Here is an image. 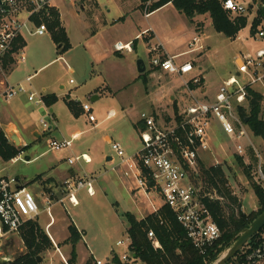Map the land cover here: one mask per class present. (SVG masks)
I'll return each instance as SVG.
<instances>
[{
  "label": "rangeland",
  "instance_id": "obj_1",
  "mask_svg": "<svg viewBox=\"0 0 264 264\" xmlns=\"http://www.w3.org/2000/svg\"><path fill=\"white\" fill-rule=\"evenodd\" d=\"M219 1L222 2V0ZM236 1L241 2L242 0ZM243 1L249 6H254V8L248 10L246 13L244 18H247V25L236 34L233 38L235 40H230L223 34L216 32L211 24L207 25L208 23H212L209 13L205 14L206 17L204 15L203 17L196 15L194 17L195 21H203V23L198 24L202 27L201 31L204 30L203 27H205V24L207 26L205 29L207 52L201 54L200 56L202 57H198L197 54H187L175 60L176 63L195 61L194 64L197 66L195 73L198 74V71L200 72L199 67L202 68L207 92L213 98L229 72L236 74L235 65L240 57L239 62H241L243 55L251 54L255 56L258 50L264 49V39L256 40L253 38L254 33L252 31L253 21L258 15V11L264 8V0ZM71 5L73 4L67 2L64 6V11H66L64 20L72 38L71 44L73 48L68 51L67 55L62 56L63 59L52 62L41 70L38 75L33 77L31 84L37 92H40L39 89L43 88L44 85H51L52 90L56 91L57 94L64 95L66 100H74L81 102V105H89L97 121L90 122L88 116L84 114L74 117L63 102H59L55 107V113L58 117L57 121L50 112L49 106H37L33 103L25 104L22 101L24 95L16 98L14 101H18L22 105V111L18 114L28 115L32 121L30 129L26 131L21 130V135L26 143L25 146L30 145V147L20 155V159L17 162L4 164L0 159V175H5L1 176L0 180L5 178H19V181L25 184L27 181H32L38 175L43 174L49 164L60 159H64L67 162L71 150L76 152V154L73 153L74 156L81 155L82 153L90 155L94 160L93 165H85L82 163L81 166L88 173L89 171H96L99 185V187L95 185L97 195L89 198L86 194L83 195L80 193L78 195L80 201L78 207L73 208L68 204L64 206L59 205L56 211L60 210V208L65 210L66 207L67 212H64V217L67 219V223L71 224L75 222L82 227L85 232L86 243L90 246L88 249L93 252L95 260L103 263H112L114 260L112 250L120 259L124 254L128 256L131 254L128 249L129 238L126 231L128 223L124 218L125 214L135 211L138 216L146 217L152 213V208L146 196L142 193L139 194L138 200H135L126 188H124L123 183L117 178V174L115 175L110 171L111 164L106 159L108 156H112L113 153L105 138L107 137L114 142L120 143L127 153H132L140 149L139 132L135 128L140 114L149 108V101L156 98L161 100V95L164 93L162 87L169 88L172 83L178 86L180 81L177 79L174 81L172 77L165 75L150 76L148 87L145 88L143 79H137L139 78L138 62L143 61L145 68L149 71L151 69L152 58L150 56L149 44L145 39H135L137 31L139 32L148 28V24L141 10L137 11L134 17L127 20L122 26L116 25L106 28L110 29V34L115 35V38L118 35L122 37L123 42L131 40L132 45L135 44V51L131 54L123 52L125 58H119L115 55V51L110 48L106 37L102 34L105 29H101L96 35H93L89 43L85 42L84 32L89 30L86 26L88 23L81 24L75 13H71L70 16L67 15L72 7ZM77 8L79 9L78 13L86 17L80 4H77ZM183 17L172 10V8H166L149 20L150 25L158 35L159 41L169 54L189 50L192 34L186 31L189 22ZM229 19L236 24L239 17L229 14ZM57 20L58 16L56 15V18L54 17L49 21L51 36L59 29V27H54L55 21ZM248 22H252L250 26ZM51 36L31 37L26 35L27 46L24 49V54L27 59V66L25 68L30 70V75L35 74L40 67L48 64L50 61L61 57ZM240 36L241 39H237ZM156 43L157 40L152 41V47ZM89 45H91V48ZM94 52L105 57L107 55L104 64L101 66V69H103L102 67L106 68L104 77L99 78V76L92 75V66L95 60L92 59L91 55ZM69 67L77 70V74H70L68 71ZM99 68L96 66V69L99 70ZM23 70L21 69L19 72H23ZM106 75L108 76L107 82L110 83L111 81L115 87L119 84H124L125 86L127 81H131V85L114 95L103 94L100 100L93 102L92 97L95 95V92L92 91L90 95L83 93L92 90L94 86H101L102 82L107 80ZM26 78L21 79L19 82L10 81V83L17 85L23 83ZM71 80L74 84L70 83ZM60 85L65 86L64 91L59 90ZM146 90L148 92L156 90L155 93L157 94H148ZM255 90L259 92L264 91V83L263 85L258 84L255 86ZM77 92L82 94L79 96L80 99H76L75 94ZM13 105L14 103H12ZM173 108V103L167 98L162 107V111L172 112ZM13 110L15 111V107ZM112 110L115 113L114 116L107 119ZM263 117L264 113H262L260 118L262 119ZM42 120L47 123V129L43 127ZM214 125L217 127L212 131L215 152L203 158L206 167L209 168L215 165L212 163L218 160L220 162L219 166L223 168L231 189L243 202L242 211L244 210L247 214L256 210L258 211V198L254 192V185L260 186L258 183L260 181L257 168L258 161L255 157H248L247 159L243 157L242 163L245 166L251 167L249 171L250 176H248L244 172V168L240 166V162L236 159L233 152L234 150L231 144L232 138L222 133L217 123ZM2 130L4 131L3 128ZM75 131L80 132V138L73 143L72 149L60 152L51 150L50 142L53 139L61 140L64 138L70 140L71 135ZM34 132H38L40 137L37 138ZM251 140L254 146L263 153L262 168L264 172V140L254 136L251 137ZM10 141L15 145L13 139ZM242 142L245 145L247 144L246 141ZM15 146L17 147V145ZM246 148L251 150L249 145ZM27 157L34 161L26 163ZM70 167L80 168V163ZM44 178L45 176L41 175L34 182L42 183V181L44 182ZM151 198L154 199V197ZM37 201L40 208L43 209L42 202L39 199ZM159 205H162L161 201H159ZM40 221L44 226L49 221L46 213H42ZM119 241H125V246H118L117 243ZM88 249L85 245L78 247V264H84L89 256ZM227 250L218 253L216 256L217 260L210 261L208 264H215ZM242 251L243 254L248 251L247 245ZM26 252L27 250L20 237V233L9 234L0 238V261L10 263L15 258L23 256ZM239 254L237 258L232 259L228 264H238L241 260ZM68 256L69 259L70 255ZM40 257L43 259L46 258L44 264H61V258L57 253L54 254L52 260L49 258V251H45ZM128 264L145 263L135 260Z\"/></svg>",
  "mask_w": 264,
  "mask_h": 264
},
{
  "label": "built area",
  "instance_id": "obj_2",
  "mask_svg": "<svg viewBox=\"0 0 264 264\" xmlns=\"http://www.w3.org/2000/svg\"><path fill=\"white\" fill-rule=\"evenodd\" d=\"M160 1L143 2L145 17H149L154 5ZM222 6L233 16H245L250 9L246 3L236 0H223ZM54 8L55 0H0V99L10 102L25 95L30 103L37 106L46 105L43 93L35 91L31 84L32 76L27 77L23 83L12 85L8 74L15 63H26L22 46L26 35L34 37L49 33L47 20L51 18ZM254 38L264 39V29L258 31ZM190 47V52L204 49L198 36L193 39ZM115 49L118 52H132V43H117ZM153 52L158 54L151 59V67L179 78L187 101L179 113L169 121L146 113L141 115V148L138 151L127 153L120 143L111 142L113 156L110 171L121 172L128 177L132 182L131 193L136 195V199L140 193L146 196L152 208L151 214L162 219V208L165 206L171 209L193 246L205 255L222 235L211 210L205 204V199L217 198L216 191L205 189L202 182L197 183L203 156L213 151L212 131L217 128L215 123L226 136L236 141L237 156L245 157L248 150L246 146L251 147L258 161V183L264 189L263 156L252 143L251 137L254 134L240 112V108L246 107L250 97L248 89H254L256 85L264 83V49L257 51L255 56H242L237 67L240 77L234 75L225 81L213 100L197 95L202 89L203 78L200 75H192L195 67L191 62L176 63V57L168 56L162 44L153 49ZM262 97L264 104V91ZM82 109L90 122L97 121L89 105L84 104ZM41 123L47 129V123L44 120ZM77 138L74 135L70 140L53 139L50 148L56 152L70 150ZM81 162L89 164L92 161L86 154L68 159L70 165ZM94 183L95 179L89 176L64 181L63 197L59 198L56 204L78 207L80 192L86 191L90 197L96 195ZM159 201L162 205H159ZM52 207L53 203L49 200L42 210L35 195L21 186L16 179L0 180V238L18 234L25 223L36 220L43 212L52 217ZM148 237L156 248L160 247L153 231L148 233ZM128 240L130 246L131 240ZM125 243L119 241L117 245L125 246ZM135 260L132 253L130 256L124 254L120 259L125 264ZM263 262L264 239L256 248L243 254V259L238 264ZM95 264L115 263L114 260L112 263L95 260Z\"/></svg>",
  "mask_w": 264,
  "mask_h": 264
},
{
  "label": "crops",
  "instance_id": "obj_3",
  "mask_svg": "<svg viewBox=\"0 0 264 264\" xmlns=\"http://www.w3.org/2000/svg\"><path fill=\"white\" fill-rule=\"evenodd\" d=\"M67 2H70L71 4H73V5H71L72 7H71L69 13H67V15L70 16L71 13L72 14L75 13L77 18H79L81 24H87L88 23V25H86V26L89 28V30L87 29L88 31L84 32L85 42L89 43L92 40L93 35H96L101 29H105V31H103L102 34L106 37L110 48H112L115 51V55H117L119 58H125V56H124L123 52H118L115 49V45L117 43L128 44V43H131L132 41L129 40L128 42H123L122 41V37H119L118 35H116L117 37L115 38V35H113L112 33L110 34V32H111L110 29H106V28H108L109 26H116V25L122 26L123 24H125L127 22V20H130L131 18H133L134 15L137 13V11L141 10L142 13H143V16L146 19V22L148 24V28L147 29H143L142 31H139V32L137 31L135 39L136 40L142 39V38L145 39V41L149 44L150 56H152V58H153L156 54H158L157 52H153V49L157 48L161 44V42L159 41L158 35L155 33L153 27L150 25L149 20H150V18L155 16L157 13H159L160 11H163L166 8H172V10H174L176 13H178L181 16H184L183 18L184 19L186 18L188 20V22H189L188 24L189 25L186 28V31L190 32L192 34V39H191V41L189 43V50L188 51H184V52H181V53L169 54V53H167L166 49L164 48V52L168 56L176 57L177 59L182 57V56H184V55H187V54H197L198 57H202L200 55L207 52V47L205 45V29L207 27L206 24L204 23L205 24V27H203L204 30L201 31L202 27H200L201 25H198V24L203 23V21H195V19L193 21H190L185 16V14L181 13L180 11H178L175 8V6L173 5L172 2H170L169 4L159 8L157 10H155L154 12L150 13L149 17H145V12H143V2H144V0H55V10H56V12L59 15L61 27L65 30V32L67 34V37L69 39V43H70V49L69 50H71L73 48V46L71 44L72 38L70 36L69 30L67 29L66 23H65V20H64L65 19V15H66V11H64V6L66 5ZM241 2L242 3H246L243 0ZM77 4H80L82 10L85 12V16L86 17H83L81 14L78 13L79 9L77 8ZM249 7H250L249 10H252L254 8V6H253V8H251L252 5H250ZM201 16L203 17V15H201ZM251 23L252 22H248V25L250 26ZM210 24L212 25V23H208L207 25H210ZM260 30H262V28H260ZM46 35H50L51 36L50 31ZM44 36H38V37H44ZM197 36L201 39V44L203 45L204 49L203 50H199L197 52H190L191 51L190 44L192 43L193 39L195 37H197ZM254 36L255 35H253V38H254ZM51 38H52V36H51ZM228 39H230V38H228ZM237 39L240 40L241 36L239 38H237ZM156 40H157V43L155 44L154 47H152V44H151L152 41H156ZM230 40H235V39H230ZM54 44H55V42H54ZM26 46H27V41L25 40V47ZM25 47H24V49H25ZM89 47L91 48V45H89ZM135 48H136L135 44H133L132 45V52L135 51ZM56 49H57V45H56ZM260 50H262V49H260ZM57 51H58V49H57ZM68 51H66L64 54H62L61 57L56 58V59L50 61L48 64L40 67L36 71V73L33 74V75H30L31 74L30 70L28 68H25L27 66V59H26V63L25 64H22V63H19V62L15 63L14 66L12 67L11 71L8 74L9 82L10 81L11 82H19L21 79H23L25 77H31V76L35 77L36 75H38V73L41 70H43L50 63L58 61L59 59H63L62 56L63 55H67ZM132 52H127V53L131 54ZM91 56H92V59L95 60V62H93V66H92V75L99 76V78H101L102 76L104 77V74H105L104 71H106V68L102 67L103 69H101V66L104 64V61L106 60L107 55L105 57V56H103L101 54L99 55V54L94 52L93 55H91ZM176 58H175V60H176ZM240 58L238 59L236 65H235L236 66L235 67L236 74H232L231 72H229V74L223 80L222 84L225 81H227L230 77H232L234 75L240 77L239 73L237 72V67H238ZM190 62L195 67V70L192 73V75H200L203 78V80H202V82H203L202 83V89L198 91L197 95H199V97H201L203 99L213 100L214 98L210 97L208 92H207L206 82H205V78L203 76L202 68L199 67L200 72L198 71V74H196L195 71L197 69L196 68L197 66L194 64L195 61H190ZM184 63H186V62H184ZM184 63H179V64H184ZM21 66H23V67H21ZM96 66H97V68H99V66H100L99 70L96 69ZM141 68H145V66L142 65ZM21 69H24L23 72L22 71L19 72ZM68 71H69L70 74H77V70H75L72 67H69ZM161 75L172 77L174 79V81H176L175 79H177L178 81H180V84L178 86H175L172 83V85L169 86V88L162 87V89L164 90L163 91L164 93L161 95V100H159V98H156V99H154L152 101H149V108L146 110L147 112L144 111L143 113L150 114V115H153V116H155V117H157L159 119H164L166 121H169L170 118L174 117L175 115H177L179 113V111L184 107V105H185V103L187 101V96L185 95V92L183 91V88H182V81L179 78H177V77L170 76V75L165 74V73H163L161 71L155 70L152 67H151V69L149 71H147L146 68H145L144 72H140L139 71V78H137V79L138 80L139 79H143L144 86H145V88H147L150 76L153 77V76H161ZM144 77L148 78V81L145 82L144 81ZM107 81H108V76H107V80H104V82H102L101 86H97V87L94 86L93 87L94 90L92 89V90L85 91L83 94H89L90 95L92 93V91L95 92V95L92 97L93 102H94V101L100 100L101 99V95H103V94L104 95H106V94L114 95V94H117L118 92H120L122 90H125L126 88L130 87V85H131L130 84L131 81L130 82L127 81L125 86H124V84H122V85L119 84L117 87H115L112 84L111 81H110V83H108ZM70 83L74 84L72 82V80L70 81ZM174 84H175V82H174ZM39 90H40V93H43L44 100H45V97H49V96H55L56 97L57 100H56L55 103H53L50 107H48L47 105L45 106V107L50 108V112L52 113V115L55 118V120L58 121V117H57V115L55 113V107H56V105L59 102H63L67 106L68 110L71 112V114L74 117H78L79 115L84 114L83 109H82L83 105H81V102H77V101H74V100H69L71 102H74V103L78 104V106L80 108V113H79V115L76 116L75 113H73L69 109V107L67 105L68 100H66L65 96L57 94L56 91L52 90L51 85H44L43 88H40ZM59 90L60 91H64L65 90V86L60 85L59 86ZM218 90H217V92H218ZM254 90H255V87H254ZM155 91L156 90L148 92L146 90V92L148 94H150V93L157 94V93H155ZM260 93L262 94L263 91H260ZM80 95H82V94L77 92L75 94L76 99H80V97H79ZM26 97L27 96L24 95L22 101L25 104H32V103L28 102V99ZM167 98H168V100L171 103H173L174 108L172 109V112L171 111H162V107H163V105H164V103H165ZM14 100H12L10 102H6L3 99H0V126L4 129V131L7 134V137L9 138V140L12 139L11 135L14 134V133L19 137V139L21 141V146L19 148H26L20 154V155H22L30 147V145L25 146L26 143H25V141H24V139H23V137L21 135V132L30 129L32 121H31V118L28 115H24V114L20 115V114H18V113H21V111H22V109H21L22 105L18 101H14ZM12 103H14L13 106L15 107V111L17 113L13 110L14 107L12 106ZM143 113L140 114L139 120L135 124V128L138 129V132H139V127L142 126L141 115ZM114 114L115 113L112 110L111 114H109L107 119H109V117H113ZM34 135L37 138L40 137V134L38 132H34ZM74 135H76V137H78L77 139L80 138V132L75 131L71 135L70 139ZM253 136L256 137L255 135H253ZM63 139H61V140H63ZM105 139H106L107 143L109 144V146H110L111 142H114V141L110 140L107 137ZM219 141H220V139H219ZM235 142L236 141L232 138L231 144L233 146L234 154H235ZM213 143H214V141L212 142L213 151L211 153L205 154L203 156V158L207 157L208 154L209 155L210 154H214L215 149L213 147ZM138 150H136V151H138ZM136 151H134V152H136ZM249 151H251V152H249ZM134 152H132V153H134ZM73 153L76 154L75 151L73 152L71 150L69 158L74 156ZM82 154H86V153H82ZM261 154L263 156L262 152H261ZM20 155L17 158H15V159H13V160H11L9 162H4V164L17 162V160L20 159ZM86 155L91 158L90 155H88V154H86ZM112 156H108L107 159H106V161L108 163H110V164H111ZM235 156L237 157L236 154H235ZM245 157H246L245 159H247L248 157H255L256 158V156H255L254 152L252 151V149L251 150H247V154H246ZM68 159H67V162L64 159H60V160H57L56 162H54L52 164H49L47 170L45 172H43V174H41V175L45 176L44 182L42 181V183H39V182L35 183L34 182V180H36V178H38L41 175H38L32 181H27V183H25V184H22L21 183L22 181L20 182L19 178H16V181H18V183L21 186H23V187L27 188L29 191H31L35 195V197L38 198L42 202V208H43L42 210H44V208L46 207L47 201L50 200L53 203V207L51 209L52 217H50L46 212H43V213H46L48 218H49V221L45 224V226L40 221L42 214L37 219L39 221V224H40L41 228L45 231V233L47 234V236L49 237V239H50V241H51V243L53 245L47 250V251H49V258H51V260H52V257H54V254L57 253V254H59V256L61 258V264H68V262L70 261L72 252L74 250L73 244L70 241V232H69V227L70 226H74L77 229V231H78V233L80 235V239H79L78 243L75 246L76 253H77L78 247L80 245L87 246V249L90 248V246L86 243L85 232L82 229V227L80 225L76 224L75 222H73L71 224L67 223V219H65V217H64V215H65L64 212H67V210H64V209L60 208V210L56 211V208L59 207V204H56V202H57V200L59 198L63 197V194H64L63 183H64V181H66L68 179H75V178L77 179V178L89 176V177H92V178L95 179L94 188H95L96 195H97V191H96V186L95 185H97L99 187L96 171H89V173H88L81 166L82 163L85 164V165H91L92 166L93 163H94L93 158H91L92 162L89 163V164L81 162L80 163V168L70 167V166H73V165H70L68 163ZM32 161H34V160H31L30 158L27 157L25 162L26 163H30ZM202 162L205 164L204 159H203ZM212 164L220 165V162L217 160V161L213 162ZM113 174H115V175L117 174L116 176L123 183L124 188H126V190L129 192V194L133 198H135L136 195H133L131 193L130 186H131L132 182L128 179V177L126 178L124 176V174L121 173V172L113 173ZM1 176H5V175L1 174L0 177ZM124 177H125V179H124ZM80 193H82L83 195L86 194L89 198H92V197H90L87 194L86 191H82ZM95 196H93V197H95ZM138 196H139V194H138ZM135 200H138V199L135 198ZM242 204H243V202H242ZM73 208H75V207H73ZM258 209H259V206H258ZM243 212H245V211L243 210ZM128 213L133 214L139 221L145 219L149 215H152V214H149L146 217H140V216L137 215V213L135 211L128 212ZM245 213H247V212H245ZM124 218H125V216H124ZM127 230H128V228H127ZM68 255H70L69 259H68V257H69ZM112 255H116L113 250H112ZM116 257H117L118 261L121 264H123L120 261V258L117 255H116ZM45 259L42 258L41 264H44ZM91 260L93 261V264H95L94 254H93L92 251L89 250V256L86 259V261L84 262V264H87L88 261H91ZM114 263L116 264L117 262L114 261ZM76 264H78V253H77Z\"/></svg>",
  "mask_w": 264,
  "mask_h": 264
},
{
  "label": "trees",
  "instance_id": "obj_4",
  "mask_svg": "<svg viewBox=\"0 0 264 264\" xmlns=\"http://www.w3.org/2000/svg\"><path fill=\"white\" fill-rule=\"evenodd\" d=\"M170 2L173 3L178 11L185 14L190 21H193L196 15L209 13L216 32L230 39H233L247 25L245 16H238L239 19L236 24L229 19V13L222 6L223 0L222 2L219 0H164L155 4L150 13ZM56 15L58 20L55 21L54 27H59V29L53 33L52 39L57 45L59 55H62L70 49V43L65 30L61 27L59 15L55 8L52 10V16L47 20V24L48 28H50L49 21L54 17L56 18ZM260 28L264 29V8L258 11V15L253 21L252 31L254 35ZM22 46L25 47V43ZM144 81L146 82L147 78L144 77ZM248 91L250 97L246 107L240 108V112L253 134L264 139V117L260 118L262 113H264L263 97L259 91L250 88ZM56 100L55 96L45 97V103L49 107ZM67 105L76 116L79 115L80 108L78 104L68 101ZM25 149L17 148L11 143L0 126V159L3 162H9L17 158ZM236 159L240 162V166L244 168V172L250 176L251 167L245 166L242 163V158L237 156ZM200 165V178L197 183L202 182L205 189L215 190L217 194L215 199H205V204L211 210L214 221L221 230V238L213 247L209 248L205 255H202L193 246L187 236V232L177 221L174 212L168 207L164 206L160 211L162 219L152 214L139 221L133 214L126 213L127 234L131 240L129 250L136 256V261L139 260L145 264H208L210 261H216L217 254L229 249L233 244V240L264 212V189L261 186L254 185V192L258 198V211H253L249 214L244 213L242 211V201L231 189L223 168L219 165L207 168L203 162ZM150 231L154 232L155 238L160 244L159 248H156L153 241L149 239L148 233ZM69 232L74 250L68 264H76L77 253L75 246L80 239V235L74 226L69 227ZM19 233L27 252L7 264H41L37 261V257H40L42 253L53 245L41 228L38 219L25 223ZM263 237L264 229L247 244L248 250L251 251L256 248L264 239ZM113 256L114 261L117 262L116 264H121L116 255ZM239 256H241L242 260L243 251ZM91 263L92 261H88L87 264Z\"/></svg>",
  "mask_w": 264,
  "mask_h": 264
},
{
  "label": "water",
  "instance_id": "obj_5",
  "mask_svg": "<svg viewBox=\"0 0 264 264\" xmlns=\"http://www.w3.org/2000/svg\"><path fill=\"white\" fill-rule=\"evenodd\" d=\"M253 8V6L251 7ZM144 65L143 61L138 62V68L140 72H144L145 68H141V66ZM15 134H12V139L17 145V147L21 146L20 139L18 136H14ZM264 229V212L261 213L258 218L246 229L242 231V233L233 240V244L231 247L227 250V252L220 258L215 264H228L232 259H235L237 255L242 251V249L256 236L258 235L262 230ZM136 259V256H134ZM37 261L39 263L42 262L41 257H37ZM0 264H7L3 261H0Z\"/></svg>",
  "mask_w": 264,
  "mask_h": 264
},
{
  "label": "bare ground",
  "instance_id": "obj_6",
  "mask_svg": "<svg viewBox=\"0 0 264 264\" xmlns=\"http://www.w3.org/2000/svg\"><path fill=\"white\" fill-rule=\"evenodd\" d=\"M16 135V134H15Z\"/></svg>",
  "mask_w": 264,
  "mask_h": 264
}]
</instances>
